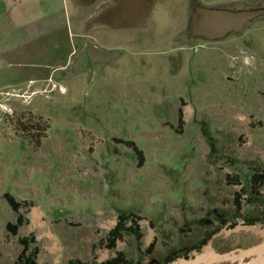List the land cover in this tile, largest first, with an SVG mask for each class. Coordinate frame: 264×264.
Masks as SVG:
<instances>
[{"label":"rangeland","instance_id":"1","mask_svg":"<svg viewBox=\"0 0 264 264\" xmlns=\"http://www.w3.org/2000/svg\"><path fill=\"white\" fill-rule=\"evenodd\" d=\"M199 7L258 10L264 0L158 1L146 27L107 39L89 36L71 0H52L43 34L17 30L9 45L0 34V263L16 264L18 238L30 233L40 264L100 262L118 250L172 264L207 246L264 249V186L251 191L264 166V13L209 37L193 31ZM31 124L34 135L20 130ZM115 138L135 140L142 165ZM6 191L32 203L20 209L28 223L18 235L6 228L17 217ZM128 212L140 218L141 245L124 234L94 248ZM175 249L189 256L165 263Z\"/></svg>","mask_w":264,"mask_h":264},{"label":"crops","instance_id":"2","mask_svg":"<svg viewBox=\"0 0 264 264\" xmlns=\"http://www.w3.org/2000/svg\"><path fill=\"white\" fill-rule=\"evenodd\" d=\"M49 1L52 0H0V34L4 35L3 41L8 43L7 45L13 44L17 30L21 29L24 33L43 34V16L49 15L48 9L43 10V2ZM62 1L57 0V2ZM71 1L75 11L74 15L87 18L86 32L89 36L99 34L107 39L111 31L120 34L132 28L146 27L150 17L155 13L157 2L164 0ZM171 1L184 3L189 0ZM29 36L31 39L32 36ZM88 44L91 43L88 42Z\"/></svg>","mask_w":264,"mask_h":264},{"label":"trees","instance_id":"3","mask_svg":"<svg viewBox=\"0 0 264 264\" xmlns=\"http://www.w3.org/2000/svg\"><path fill=\"white\" fill-rule=\"evenodd\" d=\"M183 101V100H182ZM184 103L181 102V104L178 107V115H177V125H174V128H177L179 125L184 123V109H183ZM21 131L34 135L35 131H37L36 126L31 124L30 126H24L20 128ZM39 133V132H37ZM38 138L37 141L40 140V134H37ZM117 142L123 143L128 147H131L135 153L137 154L138 158V164L142 165L145 155L143 153V150L137 145L136 141L133 139H125V138H115ZM264 186V166L263 167H257L253 169V173L251 175V191L252 193H259L260 188ZM241 193H236L235 203H236V216L237 218H240V213L242 209V201ZM6 201H8L11 208L17 212V217L15 221H8L6 223V228L9 233L12 235H18L19 229L22 225L25 223H28V218L24 216V214L20 211L21 207H28L31 206L32 203L28 201H18L17 198L9 191L4 192L3 194ZM139 216L133 212L128 213H119L117 217V223L114 227H112L106 236V240H101L99 244L93 243V247L96 248L97 245H102L107 248H114L116 247L117 240L123 238L124 234L133 235L136 239L139 245H141V239H142V231L140 228V224L138 222ZM234 219V218H232ZM233 225H236V221L232 222ZM212 236V231L207 232L205 237L202 239L201 244H205L208 242L210 237ZM19 242L22 245L21 251L18 254L16 264H40L38 262V253L40 251L39 246L37 245V239L35 234L30 233L28 235L19 236ZM106 241V242H105ZM156 244V238H154L149 245L146 248V251L152 252ZM200 244V245H201ZM200 245H193L195 249H199ZM182 256L188 257V251L181 250V249H175L170 254H168L164 261L165 263L170 262L174 260L177 257ZM0 264H10L6 262H1ZM46 264V263H44ZM66 264H138L137 261H135L133 258H128L124 251L118 250L114 256H111L105 260H102L100 262L92 261V262H86L82 261L80 259H70Z\"/></svg>","mask_w":264,"mask_h":264},{"label":"water","instance_id":"4","mask_svg":"<svg viewBox=\"0 0 264 264\" xmlns=\"http://www.w3.org/2000/svg\"><path fill=\"white\" fill-rule=\"evenodd\" d=\"M264 13V9L232 11L199 7L192 17V28L197 34L223 36L231 30L242 29L249 19Z\"/></svg>","mask_w":264,"mask_h":264},{"label":"bare ground","instance_id":"5","mask_svg":"<svg viewBox=\"0 0 264 264\" xmlns=\"http://www.w3.org/2000/svg\"><path fill=\"white\" fill-rule=\"evenodd\" d=\"M202 257L190 261H177L172 264H264V249L262 247L247 250L239 255L218 254L210 246L205 247Z\"/></svg>","mask_w":264,"mask_h":264}]
</instances>
